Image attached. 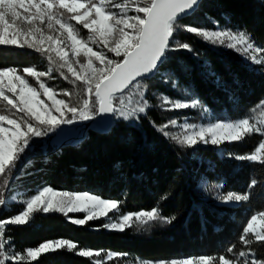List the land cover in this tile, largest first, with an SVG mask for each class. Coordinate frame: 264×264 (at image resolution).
Listing matches in <instances>:
<instances>
[{"label": "snow or ice", "instance_id": "snow-or-ice-1", "mask_svg": "<svg viewBox=\"0 0 264 264\" xmlns=\"http://www.w3.org/2000/svg\"><path fill=\"white\" fill-rule=\"evenodd\" d=\"M261 3L264 5V0ZM200 4L201 0H0V52L26 49L29 52L25 54L35 53L47 65L45 70L36 65L0 67V208L9 201L21 205L16 214L0 219V264H32L42 254L65 248L80 257L102 256L100 251L77 250L78 245L66 239L14 251L11 238L6 235L9 226L29 224L36 213H60L77 226L108 218L102 228L116 232L133 227L138 232L147 231L153 224H171L176 219L163 216L158 207L121 213V201L87 192L57 191L51 186H42L24 199L6 196L17 169L23 167L33 147L32 141L64 125L91 121L98 116L134 122L143 117L165 140L180 148L201 145L221 148L258 134L252 151L245 154L228 151L227 155L254 168H264V99L250 109V113L259 110L258 117L245 115L235 120L193 123L185 116L183 120L171 118L157 125L148 115L152 105L146 99L145 80L159 74L170 52L183 50L198 56L192 43L177 38L178 31L212 48L235 52L247 68L264 74V47L256 44L247 29L220 27L211 17L207 19L212 28L183 23ZM82 30H86V38L81 35ZM54 72L72 90L49 86L47 80L56 79ZM207 75L221 86L213 71L208 69ZM29 77L38 87L30 83ZM172 77L171 72L165 74L164 82L189 99L161 95L158 107L164 111L195 110L201 117L208 114L209 109L195 93L181 89ZM74 96L78 98L76 103H72ZM225 151L220 153L222 158ZM260 183L252 177L244 193L226 194L221 191L223 184L214 185V198L225 204L248 202L252 190ZM69 213L85 215L72 218ZM110 213L115 215L114 219ZM237 239L239 248L233 243L218 256L201 254L139 264H264V257H258L252 247L254 244L264 247V210L246 220ZM125 255L109 252L107 258ZM92 264L105 261L95 259Z\"/></svg>", "mask_w": 264, "mask_h": 264}, {"label": "trees", "instance_id": "trees-1", "mask_svg": "<svg viewBox=\"0 0 264 264\" xmlns=\"http://www.w3.org/2000/svg\"><path fill=\"white\" fill-rule=\"evenodd\" d=\"M208 17L220 27L247 29L256 44L264 47L261 0H202L197 11L183 23L212 28ZM84 34L81 31L86 38ZM177 38L192 43L198 56L183 50L170 52L159 74L145 80L146 99L152 105L148 113L151 120L159 125L171 118L183 120L185 116L199 120H235L251 115L250 109L264 99V74L251 71L233 52L212 48L179 31ZM28 52L3 49L0 67L36 65L45 70L46 61L35 53L25 54ZM208 69L219 78L221 86L207 75ZM170 72L181 89L195 93L209 109L208 114L201 117L197 111L168 112L158 107L161 95L189 99L164 82L165 74ZM53 76L56 79L47 80L49 86L72 90L58 73L54 72ZM258 139V134H253L221 148H180L165 140L148 118L142 117L138 122L114 119L107 133L88 131L77 144L28 155L23 167L17 169L6 196L16 194L24 199L42 186H51L57 191L87 192L121 201V213L158 207L163 216H175V221L153 224L147 231L138 232L133 227L125 232H110L102 228L104 220L77 226L60 213H36L29 224L9 226L6 235L11 238L14 251L36 247L45 241L66 239L75 242L77 250L102 253L99 258H87L66 248L58 249L42 254L32 264H92L95 259H103L105 264H134L224 254L233 243L240 247L237 238L244 223L253 213L264 210V168L231 159L227 152L248 153ZM222 151H225L223 158ZM252 177L261 183L252 190L248 202L228 207L214 198V185L223 184L221 191L225 194L229 191L244 193ZM20 207V204H8L0 208V219L16 214ZM252 247L258 257H264V247L256 244ZM109 252L127 255L107 260Z\"/></svg>", "mask_w": 264, "mask_h": 264}, {"label": "rangeland", "instance_id": "rangeland-1", "mask_svg": "<svg viewBox=\"0 0 264 264\" xmlns=\"http://www.w3.org/2000/svg\"><path fill=\"white\" fill-rule=\"evenodd\" d=\"M130 14H132V13H130ZM82 31H84L85 32L84 35H86V30H82ZM215 49H219V50H222V51H229V50H226V49H223V48H215ZM230 52H232V51H230ZM233 53L236 54L235 52H233ZM108 55L111 56L112 54L111 53H108ZM240 60H241V58H240ZM28 79H29L30 83H33L34 86H37V85H35V81H33L32 78L29 77ZM64 99H68V98L67 97H64ZM77 99L78 98H76L74 96L73 99H72V103H76L77 102ZM190 111H195V110H190ZM168 112H173V111H168ZM251 115H254V116H257L258 117L259 116V110L256 113H252ZM114 119H116V118L114 117L113 118V121H114ZM189 120L191 122H193V123H207L208 122V120L205 119V118H203L201 120L196 119V118H191ZM89 122L90 121L83 122V123H77V124H74V125H64V126L61 127V129L57 130L56 132L49 133L47 136L42 137V138H36V139H34L32 141L33 147L27 153L26 157L28 155H31L34 151L46 150L48 148H52V149L53 148H57L58 146H60V145H62L64 143H69V142H72V141H74L76 139H79L81 137V135L83 134V132H84L85 126ZM172 131H175V129H172ZM208 146H211V145H208ZM202 147H207V146H202ZM212 147H214V146H212ZM17 197L19 199H22L19 196H17ZM9 204H19V203H14V202L9 201ZM237 204L238 203H227V204L222 203V205H225V206H228V207H234ZM84 215H85L84 213H69V216L72 217V218H82ZM109 215H112V216H110L111 218H113V219L115 218V215L114 214L110 213ZM107 219L108 218H103L102 217L100 219L93 220V221L104 220L105 222H107ZM89 222H92V221H89ZM104 230L110 231V232H115L113 230H107V229H104ZM114 258H116V256L112 257L111 259H114ZM107 260H110V259L107 258ZM134 264H139V262L134 263Z\"/></svg>", "mask_w": 264, "mask_h": 264}, {"label": "water", "instance_id": "water-1", "mask_svg": "<svg viewBox=\"0 0 264 264\" xmlns=\"http://www.w3.org/2000/svg\"><path fill=\"white\" fill-rule=\"evenodd\" d=\"M202 1V0H201ZM198 9V8H197ZM197 11V10H196ZM195 11V12H196ZM194 12V13H195ZM192 15V14H191ZM190 15V16H191ZM189 16V17H190ZM188 17V18H189ZM186 18V19H188ZM184 19V20H186ZM151 78H148L146 80H150ZM113 118L112 116H103V117H100L98 116L96 119L94 120H91L84 128V132L83 134L81 135V137L79 139H76L72 142H69V143H64L62 144L61 146H65L67 144H77L79 142H81L88 131H94V132H99V133H107L108 131H110V129L113 127L114 125V121H113Z\"/></svg>", "mask_w": 264, "mask_h": 264}]
</instances>
